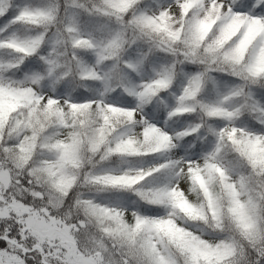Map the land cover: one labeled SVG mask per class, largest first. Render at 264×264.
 Returning a JSON list of instances; mask_svg holds the SVG:
<instances>
[{
    "label": "snow or ice",
    "instance_id": "1",
    "mask_svg": "<svg viewBox=\"0 0 264 264\" xmlns=\"http://www.w3.org/2000/svg\"><path fill=\"white\" fill-rule=\"evenodd\" d=\"M0 264H264V0H0Z\"/></svg>",
    "mask_w": 264,
    "mask_h": 264
}]
</instances>
